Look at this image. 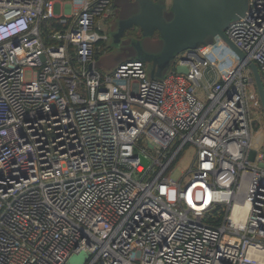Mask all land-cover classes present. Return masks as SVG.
<instances>
[{"label":"built area","instance_id":"built-area-1","mask_svg":"<svg viewBox=\"0 0 264 264\" xmlns=\"http://www.w3.org/2000/svg\"><path fill=\"white\" fill-rule=\"evenodd\" d=\"M111 3L0 0V264L79 251L82 264H264V113L247 64L264 87V0L224 30L245 59L216 36L161 79L136 59L95 67Z\"/></svg>","mask_w":264,"mask_h":264},{"label":"water","instance_id":"water-1","mask_svg":"<svg viewBox=\"0 0 264 264\" xmlns=\"http://www.w3.org/2000/svg\"><path fill=\"white\" fill-rule=\"evenodd\" d=\"M247 5L248 0H171L169 5L161 0H127L123 5H116V26L112 36L118 41L126 31L138 27L142 40L128 34L135 50L132 59L147 64L149 78L161 79L170 70L176 54L211 44L216 36L245 59V54L224 30L231 21L244 14ZM144 39L149 49L144 47ZM247 64L264 113V87L258 68L253 61L247 60ZM175 71L187 73V67L176 66ZM141 160L144 165L148 163L146 159ZM87 256L86 252L79 251L68 258V264H82Z\"/></svg>","mask_w":264,"mask_h":264},{"label":"rangeland","instance_id":"rangeland-1","mask_svg":"<svg viewBox=\"0 0 264 264\" xmlns=\"http://www.w3.org/2000/svg\"><path fill=\"white\" fill-rule=\"evenodd\" d=\"M161 1H164L166 5H169L171 0H161ZM126 2L127 0H114V3L116 5L117 4L123 5ZM64 9L68 11L69 6L65 5ZM53 10L55 14H59L62 10V7L60 4L56 3L54 4ZM115 22H116L115 17L107 18L106 21H101V20L99 21V24H101L100 25L101 29L103 30L104 33L107 34V39L100 43L101 47L98 49L97 53L95 54V67L98 69H104L105 71L111 70L120 62L132 59L135 56V50L130 43V35L123 34L118 41H116L115 38L112 36V30H114L116 26ZM134 38H137L138 40H142L141 35H138ZM143 41H144V47L148 48L147 40L144 39ZM144 64H145L146 73L148 75L149 73L148 66L146 63ZM169 71L170 70H167L166 72ZM197 92H199V90ZM255 147L257 148L258 151L264 154V143L262 144V146L256 145ZM194 152H195L194 148L187 147L183 156H181L174 163V166L169 174L172 180L179 181L180 179H182V177L185 175L186 171L190 166V162L192 160ZM168 199L169 200L175 199V192L173 190L169 191Z\"/></svg>","mask_w":264,"mask_h":264},{"label":"trees","instance_id":"trees-1","mask_svg":"<svg viewBox=\"0 0 264 264\" xmlns=\"http://www.w3.org/2000/svg\"><path fill=\"white\" fill-rule=\"evenodd\" d=\"M205 221L209 224L217 225L221 221V215H218L216 214V212H213L211 215L205 218Z\"/></svg>","mask_w":264,"mask_h":264},{"label":"crops","instance_id":"crops-1","mask_svg":"<svg viewBox=\"0 0 264 264\" xmlns=\"http://www.w3.org/2000/svg\"><path fill=\"white\" fill-rule=\"evenodd\" d=\"M64 5H69V3H65ZM110 11H111V15H110V17H115L116 16V13H117V6H116V4L114 3V0H112V3H111V7H110ZM121 63V62H120ZM119 63V64H120ZM118 65V64H117ZM116 65V66H117ZM115 66V67H116ZM114 67V68H115ZM113 68V69H114ZM98 69V68H97ZM113 69H111V70H108V71H105L104 69H98L100 72H102V73H109V72H111Z\"/></svg>","mask_w":264,"mask_h":264},{"label":"flooded vegetation","instance_id":"flooded-vegetation-1","mask_svg":"<svg viewBox=\"0 0 264 264\" xmlns=\"http://www.w3.org/2000/svg\"><path fill=\"white\" fill-rule=\"evenodd\" d=\"M127 35V34H131V35H133L134 37H136V36H138V35H141V31H140V29L138 28V27H135V28H133V29H131V31H126L125 33H124V35Z\"/></svg>","mask_w":264,"mask_h":264},{"label":"bare ground","instance_id":"bare-ground-1","mask_svg":"<svg viewBox=\"0 0 264 264\" xmlns=\"http://www.w3.org/2000/svg\"><path fill=\"white\" fill-rule=\"evenodd\" d=\"M236 213L239 217H243L245 215V208H241L239 207L237 210H236Z\"/></svg>","mask_w":264,"mask_h":264}]
</instances>
